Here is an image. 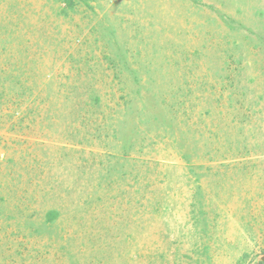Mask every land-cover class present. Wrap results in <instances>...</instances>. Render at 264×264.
<instances>
[{
    "label": "rangeland",
    "instance_id": "obj_1",
    "mask_svg": "<svg viewBox=\"0 0 264 264\" xmlns=\"http://www.w3.org/2000/svg\"><path fill=\"white\" fill-rule=\"evenodd\" d=\"M264 261V0H0V264Z\"/></svg>",
    "mask_w": 264,
    "mask_h": 264
},
{
    "label": "trees",
    "instance_id": "obj_2",
    "mask_svg": "<svg viewBox=\"0 0 264 264\" xmlns=\"http://www.w3.org/2000/svg\"><path fill=\"white\" fill-rule=\"evenodd\" d=\"M259 264H264V261L259 262Z\"/></svg>",
    "mask_w": 264,
    "mask_h": 264
}]
</instances>
